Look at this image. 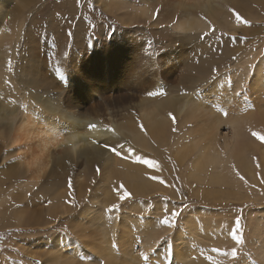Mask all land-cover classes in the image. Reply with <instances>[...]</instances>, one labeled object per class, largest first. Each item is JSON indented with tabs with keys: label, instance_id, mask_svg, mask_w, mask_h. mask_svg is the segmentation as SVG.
<instances>
[{
	"label": "rangeland",
	"instance_id": "rangeland-1",
	"mask_svg": "<svg viewBox=\"0 0 264 264\" xmlns=\"http://www.w3.org/2000/svg\"><path fill=\"white\" fill-rule=\"evenodd\" d=\"M161 1L0 0V264H264V141L252 134L264 135V90L252 95L259 69L264 82V0L199 15L193 30ZM159 82L189 108L150 147L126 127L115 167L82 159L63 175L56 164L27 188L3 160L28 96L124 126ZM236 127L253 175L228 161ZM176 211L175 226L161 223Z\"/></svg>",
	"mask_w": 264,
	"mask_h": 264
},
{
	"label": "bare ground",
	"instance_id": "bare-ground-1",
	"mask_svg": "<svg viewBox=\"0 0 264 264\" xmlns=\"http://www.w3.org/2000/svg\"><path fill=\"white\" fill-rule=\"evenodd\" d=\"M166 1L162 0L161 2L166 4ZM171 1H173L170 5L172 12L180 14L179 17L181 18H188L176 27L189 30H193V28L200 24H206L205 21L199 19V15L209 20H216L221 15L222 11L220 9H224L223 6L229 5V7H232L248 1L253 4L252 6L250 5L251 9H253L255 5L258 6L263 3L261 0ZM173 15L175 16V14ZM5 38L6 35L1 36L0 42L5 40ZM169 68L166 69V73L169 72ZM258 71L259 73L252 84V95H256L264 90L263 73H260L261 69ZM110 73L112 74L111 71ZM220 86L223 88H220ZM220 86H215L213 92L220 95V92L223 91L224 95V89L227 87ZM163 88L160 82L157 83L154 92H163L165 94L151 95L145 100H141L136 108L137 118L129 121L126 125L124 124V126L113 125L101 117L77 115L76 113L62 110L59 105H53L52 101L49 103L48 100H43L40 97L28 96L25 98V103L22 106V116L19 122L9 127V134L6 137V141H9V151L7 154H3V160L8 158L11 160L10 172L14 177H18L28 183L27 188L45 178L51 166L56 164L58 166L61 165V167L57 168V171L63 175H66V170L68 171L69 167L74 170L75 165L82 159L88 168L91 166V163H101L103 167H115L113 165L116 162V157L119 163L121 151L126 145L120 138L126 127L138 135L135 140L136 143H140L143 146L149 145L148 147H150L148 138L160 127L162 121L164 119H171L176 113L181 115L189 108L191 100L186 99V96L178 98L171 95V92L164 91ZM236 96L238 97V95ZM233 98L235 97L233 96ZM234 130L233 142L232 144L228 143L225 150L229 155L228 161L232 158L242 160L240 163L236 162V169L240 173L248 172L253 175L251 161H249L248 167L246 158V149L250 146L243 141L238 128L236 127ZM210 137L214 138L213 132H211ZM111 148H115L119 152V155L111 151ZM208 151L209 148L205 149L204 154H207ZM218 152V150L212 151L214 153L213 161L224 160V157ZM203 163H206V160H203ZM82 172L83 176L80 174L79 181L84 177V171ZM73 173L71 170L67 172L71 176ZM227 175L230 176V173ZM62 185L64 183H60V186Z\"/></svg>",
	"mask_w": 264,
	"mask_h": 264
},
{
	"label": "snow or ice",
	"instance_id": "snow-or-ice-1",
	"mask_svg": "<svg viewBox=\"0 0 264 264\" xmlns=\"http://www.w3.org/2000/svg\"><path fill=\"white\" fill-rule=\"evenodd\" d=\"M234 15H235V18H236L238 21H241L242 23H247V21L242 20V18H241V16L239 15V13L234 12ZM213 30H214V29H213ZM67 35H68L69 37H71V36H72V33L69 32V33H67ZM164 94H165V93H163V92H160V93H155V92L150 93V95H164ZM172 119H173V122H175V118L172 117ZM93 127H95V126H93ZM141 127H143V126L141 125ZM252 134H253V136H255L257 139H259V140H261V141H264V135H261L260 133H256V132H253ZM105 146L107 147V145H105ZM111 151H113V152H115L117 155H119V152H118L115 148H111ZM145 163H147L150 167H151V166H154V163H153V161H151V160L145 161ZM96 171H97V173H99V172H100V169L97 168ZM262 182H264V180H262ZM161 183H163V181H161ZM68 188H69V189L72 188V183H71L70 180H69V182H68ZM114 191H116V193H117V195L119 196V199H120L121 201H125V200H128V199L131 198L129 192H128L126 189H124L123 185H121L118 189H114ZM121 192H122V195H121ZM73 203H74V202H73ZM119 208H120V205H119V204H114V205L112 206V208L109 209V211H116V210H119ZM179 216H180V212H179V211H176L175 213L172 214L171 218H164V219L161 221V223L164 224V225H167V226H169V227H173V226H175L174 223H173V221H175L176 218L179 217ZM235 223H236V225H237V231H239V221H236ZM233 235L235 236V239H236V241H237L238 243H242V239H241V237H240L239 235H237L236 233H233ZM232 255L235 256L236 253L233 252ZM144 259H145V260H148V257L145 256ZM161 264H163V262H161Z\"/></svg>",
	"mask_w": 264,
	"mask_h": 264
}]
</instances>
